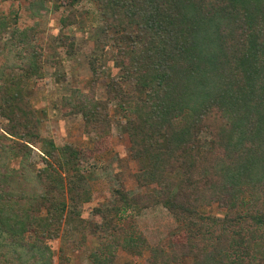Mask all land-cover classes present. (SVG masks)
I'll list each match as a JSON object with an SVG mask.
<instances>
[{
  "label": "trees",
  "instance_id": "trees-1",
  "mask_svg": "<svg viewBox=\"0 0 264 264\" xmlns=\"http://www.w3.org/2000/svg\"><path fill=\"white\" fill-rule=\"evenodd\" d=\"M26 1L32 19L48 12V0ZM84 1L98 2L117 34L122 76L97 100L91 60V92L73 90L60 111L81 114L85 132L107 146L115 105L143 166L136 182L149 192L115 189L111 205L84 215L92 200L84 151L42 135L28 90L45 78L37 28L0 18V264H53L50 242L65 226L99 239L93 264H117L120 249L133 257L149 249L150 264H264V0H64L55 10ZM77 23L61 19L64 29ZM58 41L74 54L63 32ZM213 204L223 218L202 215ZM157 206L178 224L169 250L125 224Z\"/></svg>",
  "mask_w": 264,
  "mask_h": 264
},
{
  "label": "rangeland",
  "instance_id": "rangeland-1",
  "mask_svg": "<svg viewBox=\"0 0 264 264\" xmlns=\"http://www.w3.org/2000/svg\"><path fill=\"white\" fill-rule=\"evenodd\" d=\"M63 3L64 0H48V12L41 18L32 19L26 0H0V18H5L12 28H37L35 43L44 54L45 78L30 82L28 90L34 107L43 117L42 135L52 138L58 146L73 145L84 151V186L90 190L92 200L84 206L83 213L91 219L89 213L93 208L111 205L115 189L124 188L141 194L149 190L138 187L135 177L143 166L130 156L126 122L115 105L110 107L113 127L107 146L98 145L95 134L85 132V119L81 114L64 117L60 111L63 97L72 94L73 90L91 92L94 84L91 60L97 62L99 72L94 91L97 100L106 101L108 85L113 80H121L122 76L118 67L120 56L112 39L117 34L108 31L99 3L84 1L74 8L61 7L56 11L55 5ZM71 15H75L77 25L62 28L61 19ZM62 32L75 44L73 55L69 56L58 41ZM13 50L15 57L17 49ZM8 60L11 62L12 59ZM6 63V58H0V68ZM127 88L130 92L135 90L133 84H127ZM5 122L0 112V126ZM34 161H38L36 155ZM200 212L205 216L223 218L226 210L213 204L201 207ZM125 224L135 226L151 247L160 246L166 250H169L170 239L178 229L174 218L162 206L145 209L139 217ZM91 234V231L78 233L65 226L60 238L50 242L54 252L53 264H93L90 256L98 250L100 242ZM118 256L117 264H150L149 249H145L140 257H133L120 249Z\"/></svg>",
  "mask_w": 264,
  "mask_h": 264
}]
</instances>
